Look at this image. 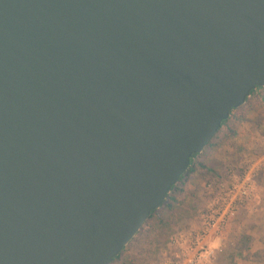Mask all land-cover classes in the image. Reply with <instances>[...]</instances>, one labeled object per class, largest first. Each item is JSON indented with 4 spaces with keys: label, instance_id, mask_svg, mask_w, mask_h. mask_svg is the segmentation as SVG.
I'll return each mask as SVG.
<instances>
[{
    "label": "water",
    "instance_id": "obj_1",
    "mask_svg": "<svg viewBox=\"0 0 264 264\" xmlns=\"http://www.w3.org/2000/svg\"><path fill=\"white\" fill-rule=\"evenodd\" d=\"M264 88V0H0V264H113Z\"/></svg>",
    "mask_w": 264,
    "mask_h": 264
},
{
    "label": "rangeland",
    "instance_id": "obj_2",
    "mask_svg": "<svg viewBox=\"0 0 264 264\" xmlns=\"http://www.w3.org/2000/svg\"><path fill=\"white\" fill-rule=\"evenodd\" d=\"M230 122L219 134L226 142L196 158L167 226L147 223L113 264H166L177 257L184 264H264V245L254 243L264 222V88ZM200 248L208 252L203 258Z\"/></svg>",
    "mask_w": 264,
    "mask_h": 264
},
{
    "label": "trees",
    "instance_id": "obj_3",
    "mask_svg": "<svg viewBox=\"0 0 264 264\" xmlns=\"http://www.w3.org/2000/svg\"><path fill=\"white\" fill-rule=\"evenodd\" d=\"M261 89H262V88H258L257 90H261ZM257 90H256V91H257ZM256 91H253V92L251 93V96H252L253 94H255ZM247 101H248V99H247ZM247 101H246V103H247ZM237 110H238V109H237ZM235 111H236V110L232 111V113L235 112ZM232 113L230 114V117H231ZM230 124H231V122H230V118H229L227 121H225V122L222 123V126H221V128H220L218 134H217V135L213 138V140L207 145L206 149H207V148H210L211 150H213V149L215 150V149L219 148L220 145H222L223 143L226 142V140H227V136H225V137H221V136H219V134H220V131H221V129H222L223 127H225V126H228V127H229ZM232 133H233V132H232ZM232 133H231V134H232ZM206 149H205V150H206ZM205 150H204V151H205ZM200 155H201V154H199V155H194V156H193V158H192V160H191L190 168H189V170L187 171V173L179 179L178 183L172 188L171 194L167 197V199L165 200V202L163 203V205L161 206V208H160L159 210H157V211H155V212L152 213V215L150 216L149 220L145 223V225H146L147 223H152V224H154L155 226H159V225L167 226V225L165 224V221H166V219L169 217V215H173L174 212L176 211V209L178 208V206H179L178 197H179L182 193H184V192L186 191V187H187V180H185V179H186L187 177H189L191 173L194 172L195 167H197V166H196V163H195V160H196V158L199 157ZM199 166H200L201 169L206 168L205 165H204L203 163H201ZM145 225H144V226H145ZM144 226H143V227H144ZM143 227H142V228H143ZM141 230H142V229H141ZM125 250H126V248H124L123 251L120 253V255L117 256V257L114 259V262H117V261H119V260L122 258V255L124 254ZM114 262H113V263H114Z\"/></svg>",
    "mask_w": 264,
    "mask_h": 264
},
{
    "label": "built area",
    "instance_id": "obj_4",
    "mask_svg": "<svg viewBox=\"0 0 264 264\" xmlns=\"http://www.w3.org/2000/svg\"><path fill=\"white\" fill-rule=\"evenodd\" d=\"M244 194H246V193H244ZM203 238L204 237H200V238H198V240H197V244H200V242L201 241H203ZM201 249V248H200ZM199 253H200V255H199V258H203V257H205L207 254H208V252H206L205 250H204V248H202L200 251H199ZM186 257V256H185ZM184 257V258H185ZM180 257H177L176 259H175V261L173 262V261H171L170 263H166V264H184V263H181V261H180ZM189 259V258H188ZM187 262L188 263H186V264H197V262L196 261H194V260H192V259H189V260H187Z\"/></svg>",
    "mask_w": 264,
    "mask_h": 264
},
{
    "label": "crops",
    "instance_id": "obj_5",
    "mask_svg": "<svg viewBox=\"0 0 264 264\" xmlns=\"http://www.w3.org/2000/svg\"><path fill=\"white\" fill-rule=\"evenodd\" d=\"M262 189H263V187H262ZM260 202H263L264 203V200L263 201H260ZM261 223H262V229H263L262 235H264V222L262 221ZM262 235H261V232H260V234L258 235L259 236V239H257L258 241L254 240V243H257V244H260V245H264V236H262Z\"/></svg>",
    "mask_w": 264,
    "mask_h": 264
}]
</instances>
